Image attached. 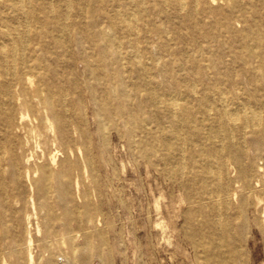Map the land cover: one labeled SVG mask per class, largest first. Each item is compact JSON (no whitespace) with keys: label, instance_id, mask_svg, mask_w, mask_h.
<instances>
[{"label":"bare ground","instance_id":"bare-ground-1","mask_svg":"<svg viewBox=\"0 0 264 264\" xmlns=\"http://www.w3.org/2000/svg\"><path fill=\"white\" fill-rule=\"evenodd\" d=\"M238 23L255 43L218 57ZM261 24L264 0H0V264L86 260L105 187L88 113L186 189L196 247L242 233L247 210L264 237Z\"/></svg>","mask_w":264,"mask_h":264},{"label":"rangeland","instance_id":"rangeland-1","mask_svg":"<svg viewBox=\"0 0 264 264\" xmlns=\"http://www.w3.org/2000/svg\"><path fill=\"white\" fill-rule=\"evenodd\" d=\"M256 9L261 10L262 7L257 5ZM155 17L156 24L160 26L162 18L159 14ZM234 30L233 33H218L221 41L218 57L238 56L255 43L254 40H246L249 29L241 28L238 23ZM252 33L264 34V25ZM155 39L156 36L153 37ZM181 62L185 69L190 68L185 59L181 58ZM200 63L206 65L204 60ZM251 66L249 64L242 74L244 83L251 73ZM146 115V112L139 113V117L145 118ZM88 120L95 173L105 187L97 224L88 230L86 260L76 261V264H264V237L255 226L252 212L246 211L247 227L242 233L231 230L232 233L226 234L206 228L202 240L211 250L203 251L193 242L201 237L200 232L188 237L184 231V228L194 226L190 225L191 220L196 224L201 218L200 214L188 209L186 189L159 173L153 163L138 157L132 148L134 144H128L116 130H107L103 140L94 131V119L90 113ZM245 129L248 130L247 127ZM92 200L88 207L97 204L94 195ZM29 211L31 207L25 200L20 217ZM185 216L190 221H185ZM217 242L224 245L218 251L214 247Z\"/></svg>","mask_w":264,"mask_h":264},{"label":"water","instance_id":"water-1","mask_svg":"<svg viewBox=\"0 0 264 264\" xmlns=\"http://www.w3.org/2000/svg\"><path fill=\"white\" fill-rule=\"evenodd\" d=\"M94 264H97V263H94Z\"/></svg>","mask_w":264,"mask_h":264}]
</instances>
